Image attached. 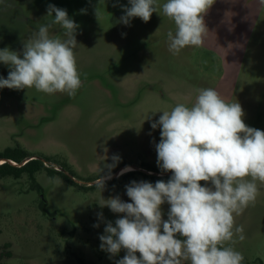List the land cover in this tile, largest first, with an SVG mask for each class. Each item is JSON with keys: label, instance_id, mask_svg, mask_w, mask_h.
Returning a JSON list of instances; mask_svg holds the SVG:
<instances>
[{"label": "rangeland", "instance_id": "rangeland-1", "mask_svg": "<svg viewBox=\"0 0 264 264\" xmlns=\"http://www.w3.org/2000/svg\"><path fill=\"white\" fill-rule=\"evenodd\" d=\"M50 4L66 9L79 25L74 51L81 87L74 96L0 89V152L20 147L48 167L64 165L80 184L45 170L35 175L41 191L26 174L0 177V264H115L125 250L111 257L101 250L99 236L106 222L115 226L123 214L99 203L114 196L130 203L125 186L132 181L155 184L172 176L157 165L160 128L152 129V122L178 103L191 107L199 89L213 88L228 102L241 104L246 125L264 131V73L257 71L258 57L251 56L247 75L252 81L243 76L236 84L239 57L225 55L228 49L217 45L209 30L217 28L214 22L205 24L208 39L204 36L200 47L173 55L167 33L175 32L174 22L161 10L147 23L138 17L129 25L119 23L128 0H0V49L22 52L23 42L51 21ZM216 10L217 0L204 20L217 18ZM49 31L64 38L59 25ZM8 71L0 63V77L7 78ZM114 155L120 160L107 179L106 165ZM126 167L132 170L121 175ZM102 176L103 191L97 186ZM257 186L255 203L235 217L245 239L232 246L244 264H264V184ZM169 207L161 206L164 220Z\"/></svg>", "mask_w": 264, "mask_h": 264}, {"label": "clouds", "instance_id": "clouds-1", "mask_svg": "<svg viewBox=\"0 0 264 264\" xmlns=\"http://www.w3.org/2000/svg\"><path fill=\"white\" fill-rule=\"evenodd\" d=\"M214 2L166 0L159 5L157 0H128L130 6H123L118 22L129 25L138 17L147 23L162 10L174 22L175 32L169 30L167 40L169 51L177 55L185 47L203 44L208 30L204 16ZM95 15L98 19L99 5ZM47 16L51 21L23 42L22 52L0 49V63L9 68L7 78L0 77V89L35 88L74 96L81 87L74 51L79 25L66 9L52 4ZM53 25L63 30V39L50 35ZM162 113L151 128H160L157 165L172 176L155 184L132 181L125 186L130 203L119 196L99 203L123 214L115 226L106 222L99 236L101 250L111 257L125 250L115 264H243L242 253L232 246L245 239L235 217L255 203L257 182L264 184V131L246 125L241 104L228 102L213 88L199 89L191 107L178 103ZM119 160L114 155L113 163L106 165L107 179ZM130 170L126 167L121 175ZM104 181L102 176L97 185L102 191ZM165 203L170 206L167 220L161 210ZM98 217L103 220L102 213Z\"/></svg>", "mask_w": 264, "mask_h": 264}, {"label": "crops", "instance_id": "crops-1", "mask_svg": "<svg viewBox=\"0 0 264 264\" xmlns=\"http://www.w3.org/2000/svg\"><path fill=\"white\" fill-rule=\"evenodd\" d=\"M217 18L205 19V24L217 23V28L209 29L213 38H217V45L228 49L225 55L238 58L236 62L235 80L252 81L247 73L250 68L249 57H258V70L264 73V4L261 0H217ZM216 13L210 12L209 15ZM217 30V34H216ZM209 33V34H210ZM208 39V35H205ZM261 67V69H260ZM251 70V69H250Z\"/></svg>", "mask_w": 264, "mask_h": 264}, {"label": "trees", "instance_id": "trees-1", "mask_svg": "<svg viewBox=\"0 0 264 264\" xmlns=\"http://www.w3.org/2000/svg\"><path fill=\"white\" fill-rule=\"evenodd\" d=\"M29 157H33V156L29 155L26 151H24L20 147H16L13 149L8 148L4 150L3 152H0V160L2 159L7 160V162L0 164V177L10 176L15 179H18L22 175L26 174L32 180V183H33L32 186L36 187L38 186L36 179H35L36 173L45 170L50 176H52L53 174H58L61 177H63L65 180H67L68 182L76 186H79V184L75 183L72 179H70V177H68L63 171H59V170H56L55 168L46 166L45 161L43 162L39 159H30L22 166H16L9 162V161H14L16 163L21 164L23 161H25ZM61 167L63 168V170L66 169L64 165H62ZM37 188L40 190L39 186Z\"/></svg>", "mask_w": 264, "mask_h": 264}, {"label": "water", "instance_id": "water-1", "mask_svg": "<svg viewBox=\"0 0 264 264\" xmlns=\"http://www.w3.org/2000/svg\"><path fill=\"white\" fill-rule=\"evenodd\" d=\"M30 159H34L33 157H29V158H27L25 161H23L21 164L22 165H24L28 160H30ZM2 160H4L5 162H7V160L6 159H2ZM2 160H0V161H2ZM59 171H63L68 177H70V179H72L75 183H78V184H80V182L76 179V178H74L70 173H68L67 171H65V170H63L62 168H59ZM150 174H153V173H150ZM163 174H166V173H163ZM170 175H172V173H170Z\"/></svg>", "mask_w": 264, "mask_h": 264}, {"label": "bare ground", "instance_id": "bare-ground-1", "mask_svg": "<svg viewBox=\"0 0 264 264\" xmlns=\"http://www.w3.org/2000/svg\"><path fill=\"white\" fill-rule=\"evenodd\" d=\"M128 168H130V169L132 170V168H131V167H128ZM123 170H124V169H123ZM123 170H121V172H122ZM125 172H127V171H125Z\"/></svg>", "mask_w": 264, "mask_h": 264}, {"label": "built area", "instance_id": "built-area-1", "mask_svg": "<svg viewBox=\"0 0 264 264\" xmlns=\"http://www.w3.org/2000/svg\"><path fill=\"white\" fill-rule=\"evenodd\" d=\"M1 162V161H0ZM5 162V161H4ZM9 162H11V163H13V164H15L14 162H12V161H9Z\"/></svg>", "mask_w": 264, "mask_h": 264}]
</instances>
